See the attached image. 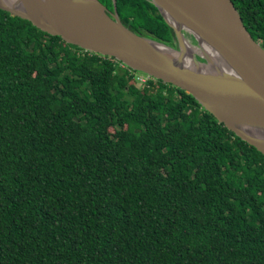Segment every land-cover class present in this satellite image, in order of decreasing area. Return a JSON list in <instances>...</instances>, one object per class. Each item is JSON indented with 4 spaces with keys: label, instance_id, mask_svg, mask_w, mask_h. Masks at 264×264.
Segmentation results:
<instances>
[{
    "label": "trees",
    "instance_id": "trees-1",
    "mask_svg": "<svg viewBox=\"0 0 264 264\" xmlns=\"http://www.w3.org/2000/svg\"><path fill=\"white\" fill-rule=\"evenodd\" d=\"M98 1L177 48L151 0ZM121 65L0 10V264H264V153Z\"/></svg>",
    "mask_w": 264,
    "mask_h": 264
},
{
    "label": "water",
    "instance_id": "water-1",
    "mask_svg": "<svg viewBox=\"0 0 264 264\" xmlns=\"http://www.w3.org/2000/svg\"><path fill=\"white\" fill-rule=\"evenodd\" d=\"M93 1L96 7L85 0L77 4L67 0H27V10L0 1V10L30 22L48 35L60 37L66 44L113 58L134 71L192 94L219 122L264 153L262 138L224 118L234 115L264 121V48L252 38L232 0H151L175 31L177 49L134 33L121 23L115 7L108 12L98 0ZM159 2L187 24L188 29L183 30L196 40L197 48H201L202 38L225 60L228 70L203 72L154 55L145 42L180 53L183 41H187L183 30L167 19ZM196 54L200 57L195 55L197 62L210 65L208 57Z\"/></svg>",
    "mask_w": 264,
    "mask_h": 264
},
{
    "label": "bare ground",
    "instance_id": "bare-ground-1",
    "mask_svg": "<svg viewBox=\"0 0 264 264\" xmlns=\"http://www.w3.org/2000/svg\"><path fill=\"white\" fill-rule=\"evenodd\" d=\"M1 2L11 5L14 8H19L23 10L28 9L27 0H0ZM70 3L77 4L79 0H67ZM84 1V0H81ZM91 6H97L94 4L93 0H85ZM77 2V3H76ZM160 7L163 10L167 19L172 23L178 30L188 29L187 24L178 17L174 12L169 10L164 4L160 3ZM201 48L193 47L186 40L183 41V50L180 53L175 52L172 49L166 48L164 46L158 45L154 42H145L147 48L157 56H161L164 59L171 60L174 63L187 67L189 69L205 71V72H219L224 73L228 70L227 63L225 60L213 50L202 38H200ZM196 53L206 56L210 59V65H202L195 59ZM224 118L231 123L253 133L254 135L262 138L264 140V121L257 119H252L248 117L238 118L234 115H224Z\"/></svg>",
    "mask_w": 264,
    "mask_h": 264
},
{
    "label": "rangeland",
    "instance_id": "rangeland-1",
    "mask_svg": "<svg viewBox=\"0 0 264 264\" xmlns=\"http://www.w3.org/2000/svg\"><path fill=\"white\" fill-rule=\"evenodd\" d=\"M183 34H184V37L187 39V41L189 42L190 45H193L194 47H199L196 40H193L192 38H190V35H189L190 33H188L186 30H183ZM177 48H178V46H177ZM177 48H175V49H177ZM196 56L199 57L198 54H196ZM133 75L135 77V82H137L140 85H143L145 83L144 80H149L148 75L144 74L142 72L134 71ZM142 88L143 87L141 86V90H142Z\"/></svg>",
    "mask_w": 264,
    "mask_h": 264
},
{
    "label": "built area",
    "instance_id": "built-area-1",
    "mask_svg": "<svg viewBox=\"0 0 264 264\" xmlns=\"http://www.w3.org/2000/svg\"><path fill=\"white\" fill-rule=\"evenodd\" d=\"M121 66H124V64H122ZM149 78L148 79H150L151 78V76H148ZM148 80H144V82H147Z\"/></svg>",
    "mask_w": 264,
    "mask_h": 264
}]
</instances>
